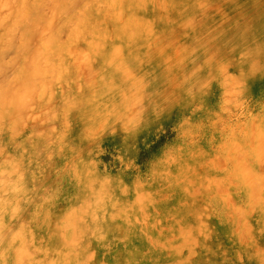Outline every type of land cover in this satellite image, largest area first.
<instances>
[{
    "label": "rangeland",
    "instance_id": "rangeland-1",
    "mask_svg": "<svg viewBox=\"0 0 264 264\" xmlns=\"http://www.w3.org/2000/svg\"><path fill=\"white\" fill-rule=\"evenodd\" d=\"M0 195V264H264V0H0Z\"/></svg>",
    "mask_w": 264,
    "mask_h": 264
},
{
    "label": "bare ground",
    "instance_id": "bare-ground-1",
    "mask_svg": "<svg viewBox=\"0 0 264 264\" xmlns=\"http://www.w3.org/2000/svg\"><path fill=\"white\" fill-rule=\"evenodd\" d=\"M13 25H14V24H13ZM33 58H34V57H33ZM37 58H38V57H37ZM31 59H32V58H31ZM46 60H47V59H46ZM34 67H35V66H34ZM32 69H33V68H32ZM28 88H29V87H28ZM10 163H11V162H9V164H10ZM9 164H8L7 166H5V167H8V168H9V167L13 166V165H14V161L12 160V163H11L12 165H11V164L9 165ZM8 168H7V169H6V168H3V169L8 170ZM0 199H1V195H0ZM0 220H1V219H0ZM1 223H2V220H1L0 224H1ZM17 248H18V247H17ZM17 250H18V249H17ZM17 252H18V251H17Z\"/></svg>",
    "mask_w": 264,
    "mask_h": 264
}]
</instances>
